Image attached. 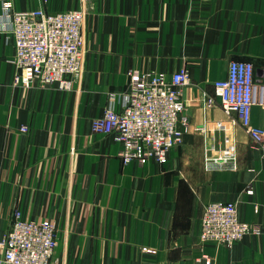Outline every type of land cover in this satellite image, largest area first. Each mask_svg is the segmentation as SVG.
I'll use <instances>...</instances> for the list:
<instances>
[{
	"label": "crops",
	"instance_id": "1",
	"mask_svg": "<svg viewBox=\"0 0 264 264\" xmlns=\"http://www.w3.org/2000/svg\"><path fill=\"white\" fill-rule=\"evenodd\" d=\"M5 2L85 11L84 65L71 89L14 81ZM230 60L252 62L264 83V0H0V240L18 210L53 222L52 264H264V139L261 147L235 113L204 102ZM182 66L181 141L166 163H123L115 135L93 132V119L110 96L119 106L130 71L169 79ZM251 123L264 130V103L252 105ZM226 134L235 168L207 167ZM215 200L234 201L259 232L231 246L200 240L203 207Z\"/></svg>",
	"mask_w": 264,
	"mask_h": 264
},
{
	"label": "built area",
	"instance_id": "2",
	"mask_svg": "<svg viewBox=\"0 0 264 264\" xmlns=\"http://www.w3.org/2000/svg\"><path fill=\"white\" fill-rule=\"evenodd\" d=\"M13 38L14 81L69 90L79 79L84 65L83 23L85 11L66 9L45 14L41 11H16L4 5ZM130 87L120 96L119 106L110 96L102 114L92 121L93 132L112 133L123 163L153 159L166 163L169 150L177 145L188 126L181 87L188 81L185 66L169 79L155 73L130 71ZM214 95L204 99L207 108L216 102L227 115L235 113L244 130L263 147L264 130L251 123V107L264 103V83L254 77L248 60H230L227 74L213 82ZM217 126L225 129L223 122ZM22 131L27 127L23 126ZM206 166L231 163L235 168V143L225 135L224 148L205 158ZM248 193L252 190L248 189ZM259 227L240 220L236 203L230 200L208 202L198 221L200 240L231 246ZM56 246L55 226L48 218L27 220L15 210L4 237L0 240V264H52ZM208 263V262H207Z\"/></svg>",
	"mask_w": 264,
	"mask_h": 264
}]
</instances>
